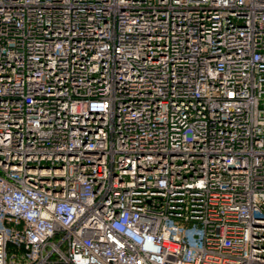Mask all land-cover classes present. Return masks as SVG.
Wrapping results in <instances>:
<instances>
[{
  "label": "built area",
  "instance_id": "2783aa9c",
  "mask_svg": "<svg viewBox=\"0 0 264 264\" xmlns=\"http://www.w3.org/2000/svg\"><path fill=\"white\" fill-rule=\"evenodd\" d=\"M0 264H264V0H0Z\"/></svg>",
  "mask_w": 264,
  "mask_h": 264
}]
</instances>
